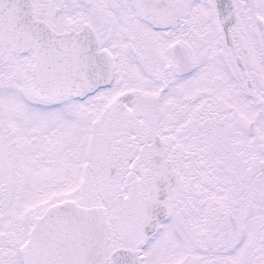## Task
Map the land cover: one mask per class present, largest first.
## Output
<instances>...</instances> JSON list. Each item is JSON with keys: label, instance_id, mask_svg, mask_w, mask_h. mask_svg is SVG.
<instances>
[{"label": "snow or ice", "instance_id": "snow-or-ice-1", "mask_svg": "<svg viewBox=\"0 0 264 264\" xmlns=\"http://www.w3.org/2000/svg\"><path fill=\"white\" fill-rule=\"evenodd\" d=\"M0 264H264V0H0Z\"/></svg>", "mask_w": 264, "mask_h": 264}]
</instances>
